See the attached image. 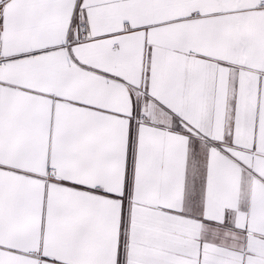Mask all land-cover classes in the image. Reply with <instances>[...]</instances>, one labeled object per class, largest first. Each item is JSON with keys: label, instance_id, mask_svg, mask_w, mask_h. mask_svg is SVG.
<instances>
[{"label": "snow or ice", "instance_id": "6c2138e0", "mask_svg": "<svg viewBox=\"0 0 264 264\" xmlns=\"http://www.w3.org/2000/svg\"><path fill=\"white\" fill-rule=\"evenodd\" d=\"M0 264H264V0H0Z\"/></svg>", "mask_w": 264, "mask_h": 264}]
</instances>
